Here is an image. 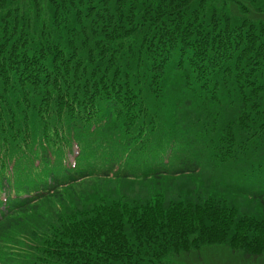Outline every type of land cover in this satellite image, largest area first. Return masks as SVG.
Returning <instances> with one entry per match:
<instances>
[{"label":"trees","instance_id":"trees-1","mask_svg":"<svg viewBox=\"0 0 264 264\" xmlns=\"http://www.w3.org/2000/svg\"><path fill=\"white\" fill-rule=\"evenodd\" d=\"M214 246L264 264V0H0V264Z\"/></svg>","mask_w":264,"mask_h":264},{"label":"rangeland","instance_id":"rangeland-1","mask_svg":"<svg viewBox=\"0 0 264 264\" xmlns=\"http://www.w3.org/2000/svg\"><path fill=\"white\" fill-rule=\"evenodd\" d=\"M173 195H177L175 191ZM170 261V264H244L239 253H233L220 246L203 248L199 254L180 255Z\"/></svg>","mask_w":264,"mask_h":264}]
</instances>
